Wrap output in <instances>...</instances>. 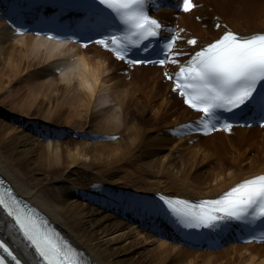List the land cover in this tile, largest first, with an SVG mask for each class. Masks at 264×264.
Masks as SVG:
<instances>
[{"label": "bare ground", "instance_id": "obj_1", "mask_svg": "<svg viewBox=\"0 0 264 264\" xmlns=\"http://www.w3.org/2000/svg\"><path fill=\"white\" fill-rule=\"evenodd\" d=\"M28 1L0 0V172L17 191L92 264H264V245L228 241L199 252L165 230L156 234L157 220L170 216L153 202L158 193L213 198L264 174V130L174 134L198 115L161 68L129 69L97 46L12 33L9 11ZM157 3L155 14L198 38L197 47L225 25L242 34L264 31V0H194L197 7L180 16ZM62 167L54 183L59 203L28 186L27 175L41 181V170ZM0 230L29 254L1 217Z\"/></svg>", "mask_w": 264, "mask_h": 264}, {"label": "snow or ice", "instance_id": "obj_2", "mask_svg": "<svg viewBox=\"0 0 264 264\" xmlns=\"http://www.w3.org/2000/svg\"><path fill=\"white\" fill-rule=\"evenodd\" d=\"M150 5L160 7L156 0H90L80 5L90 16L78 32L43 34L49 40L72 42L84 49L90 45L101 46L130 67L176 65L177 70L165 71V76L173 82L174 91L184 98V103L199 113L196 120L171 130L178 136L210 134L217 130L231 132L234 126L253 124L264 127V31L242 34L225 25L219 38L185 53L176 50V41L182 38L179 33L183 29L163 25L150 14ZM176 7L189 12L197 5L194 0H179ZM215 26L220 28L221 24L218 22ZM15 31L23 35L27 29L21 25ZM162 31L172 35L162 37ZM188 43L196 45L197 39L193 37ZM137 52L143 55H135ZM181 56L187 59H179ZM97 138L118 139L115 136ZM159 199L175 222L184 228L219 229L237 222L246 229L245 243H264V174L244 179L218 197L198 203L163 194ZM0 208L11 218L8 225L25 248L34 249L37 264H92L84 251L75 247L52 226L47 216L19 197L3 179H0ZM4 253L14 264H23L13 248L0 239V264H9Z\"/></svg>", "mask_w": 264, "mask_h": 264}, {"label": "rangeland", "instance_id": "obj_3", "mask_svg": "<svg viewBox=\"0 0 264 264\" xmlns=\"http://www.w3.org/2000/svg\"><path fill=\"white\" fill-rule=\"evenodd\" d=\"M65 168H58L55 171H48L43 169L40 171L41 181H36L35 177L32 175H27L28 186L32 189L43 192L50 200L55 202H60V196L58 190L56 189L55 182L56 180L65 174Z\"/></svg>", "mask_w": 264, "mask_h": 264}]
</instances>
